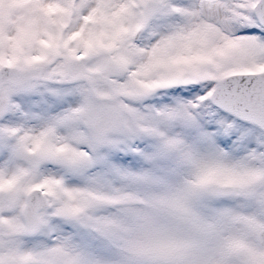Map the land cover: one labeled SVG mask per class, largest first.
Masks as SVG:
<instances>
[{
    "label": "snow or ice",
    "instance_id": "snow-or-ice-1",
    "mask_svg": "<svg viewBox=\"0 0 264 264\" xmlns=\"http://www.w3.org/2000/svg\"><path fill=\"white\" fill-rule=\"evenodd\" d=\"M0 264H264V0H0Z\"/></svg>",
    "mask_w": 264,
    "mask_h": 264
}]
</instances>
